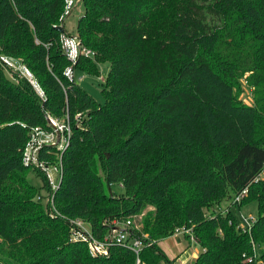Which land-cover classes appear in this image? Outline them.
<instances>
[{
	"label": "trees",
	"instance_id": "16d2710c",
	"mask_svg": "<svg viewBox=\"0 0 264 264\" xmlns=\"http://www.w3.org/2000/svg\"><path fill=\"white\" fill-rule=\"evenodd\" d=\"M81 3L76 36L94 56L74 71L98 76L109 63L103 104L64 75V0H0V57L19 60L44 94L0 60V264H135L126 245L92 256L70 240V220L103 240L128 218L144 264L168 260L158 243L180 228L202 248L193 264H244L254 251L264 260V0ZM242 80L253 103L237 98ZM46 115L72 126L55 190L39 169L42 185H31L22 162ZM54 152L40 158L57 163ZM244 188L238 206L258 212L249 232L230 208L206 215ZM42 190L55 212L36 199Z\"/></svg>",
	"mask_w": 264,
	"mask_h": 264
},
{
	"label": "built area",
	"instance_id": "2783aa9c",
	"mask_svg": "<svg viewBox=\"0 0 264 264\" xmlns=\"http://www.w3.org/2000/svg\"><path fill=\"white\" fill-rule=\"evenodd\" d=\"M77 5L76 0H64V9L59 18V25L64 28V19L70 13L71 9ZM60 45L61 49L69 61L68 66L64 70V75L69 80H75L76 74L74 71V65L76 64L78 58L80 56L83 57H93L94 52L84 46L79 39L78 36L70 35L66 32H62L60 34ZM0 60L7 65L8 67L12 68L13 70L19 72L21 75L26 77L28 81L32 84L34 89L38 92V94L43 98V91L40 88L39 84L33 77L32 73L22 64L19 60L1 56ZM16 62V63H15ZM81 78V77H78ZM48 121L46 120V127L35 126L29 130V138L24 146L22 152V162L24 165L39 169L42 173H44L49 185L51 186L52 190L58 188L60 180H61V154L66 149L69 144V140L72 133V126L71 122L66 116L65 118L59 119L52 117L50 115H46ZM80 113L76 114L75 119H79ZM53 147L55 152L54 154L58 158L57 163L50 164L47 162L46 159L40 158V152L45 147ZM50 151L47 150V153ZM49 166L55 167V169L59 170V181L58 178L56 182L50 176L47 169ZM264 176V164L262 172L260 173V177ZM247 188L242 189L236 195L233 196V202L238 204L240 200L246 195ZM37 200H42L45 205H52L53 206V195L51 194L49 197L38 195L36 197ZM227 212V210L223 211L222 213ZM241 216V214H240ZM253 216H245L243 217L244 224L238 222L237 225L242 230L250 231L251 225L254 221ZM132 219L128 218L126 221L122 222V229L114 230L113 228L110 230L109 234L106 235L103 240L97 239L94 237L90 231L89 226L80 219L70 220L71 225V233H70V240H78L83 241L87 244L89 253L92 256H107L109 247L113 244H121L126 245L131 250L135 252L137 255L136 264L140 263V259L138 258V254L142 249L144 244L143 240L140 238H133L131 241L127 240L129 235V231L127 230L131 223ZM176 233H190L189 229L180 228L176 231ZM192 239V238H191ZM193 240V239H192ZM147 245H151L150 242H147ZM243 263L244 264H264V260L257 259V254L254 251L252 255L243 254Z\"/></svg>",
	"mask_w": 264,
	"mask_h": 264
},
{
	"label": "rangeland",
	"instance_id": "374dc122",
	"mask_svg": "<svg viewBox=\"0 0 264 264\" xmlns=\"http://www.w3.org/2000/svg\"><path fill=\"white\" fill-rule=\"evenodd\" d=\"M77 5L71 9L70 13L64 19V29L66 33L74 36L77 34L76 26L79 16L83 12V6L81 0H76ZM16 63V62H15ZM100 74L98 76L88 75L81 72L76 74L77 82L79 86L85 90L88 94H90L98 103H104V97L101 93V82L104 81L108 70L109 63L103 62L99 64ZM6 75H10L8 70L5 71ZM81 77V78H78ZM253 94L252 88L244 81H241V87L237 94V98L240 101L245 103H253ZM35 168H31V170L27 174V180L29 183L35 187H40L42 185L41 177L37 176ZM50 176L54 179V182L59 181V170L55 169L53 166H49L47 169ZM47 181V179H46ZM57 181V182H58ZM48 182V181H47ZM113 190L115 192H120L121 188L118 185L113 186ZM42 195L49 197L51 195V191L42 190ZM232 200L225 199L219 205L213 206L210 210H206V215H209L214 209L218 212H223L225 210H229L235 214L238 222L244 224L243 217L245 216H253L254 218L257 216V204L255 202L248 204L247 206L239 207L238 204H231ZM50 211L52 209V213L55 212L52 205H49ZM46 208L48 206L46 205ZM241 214V216H240ZM140 219V216L135 220ZM237 222V223H238ZM122 225V223H120ZM122 227V226H121ZM188 234V233H184ZM183 233H175L170 237L162 239L160 242V246L163 249L164 253L168 257V260H162L158 264H193L196 256L201 251V246L194 240H189L184 236ZM171 260V261H170ZM169 261V262H168ZM136 264V262H135ZM139 264H144L141 260Z\"/></svg>",
	"mask_w": 264,
	"mask_h": 264
},
{
	"label": "water",
	"instance_id": "95a60500",
	"mask_svg": "<svg viewBox=\"0 0 264 264\" xmlns=\"http://www.w3.org/2000/svg\"><path fill=\"white\" fill-rule=\"evenodd\" d=\"M57 30L60 31V32H62V31H63V28H62L61 26H58V27H57ZM46 120L48 121V118H47V117H46ZM113 229L117 231V230H119L120 228L116 226V227H113Z\"/></svg>",
	"mask_w": 264,
	"mask_h": 264
},
{
	"label": "crops",
	"instance_id": "0c3cea01",
	"mask_svg": "<svg viewBox=\"0 0 264 264\" xmlns=\"http://www.w3.org/2000/svg\"><path fill=\"white\" fill-rule=\"evenodd\" d=\"M165 239V238H164ZM195 241V240H194ZM161 242V241H160ZM160 242L158 243V245H159V247L161 248V246H160ZM162 249V248H161ZM163 250V249H162ZM201 250H202V248H201Z\"/></svg>",
	"mask_w": 264,
	"mask_h": 264
}]
</instances>
